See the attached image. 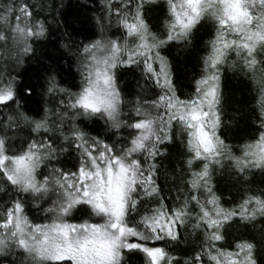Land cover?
I'll list each match as a JSON object with an SVG mask.
<instances>
[{
    "label": "snow or ice",
    "instance_id": "1",
    "mask_svg": "<svg viewBox=\"0 0 264 264\" xmlns=\"http://www.w3.org/2000/svg\"><path fill=\"white\" fill-rule=\"evenodd\" d=\"M86 2L95 30L61 34L78 82L49 69L33 109L23 73L67 5L0 0V264H264V0ZM177 44L203 53L187 91L166 55ZM229 72L246 112L226 107Z\"/></svg>",
    "mask_w": 264,
    "mask_h": 264
},
{
    "label": "trees",
    "instance_id": "2",
    "mask_svg": "<svg viewBox=\"0 0 264 264\" xmlns=\"http://www.w3.org/2000/svg\"><path fill=\"white\" fill-rule=\"evenodd\" d=\"M65 2L67 7L64 16L60 19L62 22L67 21V24H64L59 30L53 26L52 33L38 43L36 54L27 62L24 70V83L33 86L35 89V94L33 96L21 101L28 108H38V106L47 99V97H42L41 93L44 85V77L49 69L56 70L58 78H62L66 82L65 86L78 82V77L74 78L75 69L69 68L67 55L65 50L61 47L63 43L61 34L64 27H67L73 32L77 40L86 41V38L95 30L92 20L95 14V6L88 4L86 0H65ZM49 22L51 23V20H49ZM199 37L203 40H207V32L201 30ZM202 54L200 47L189 51L185 50L179 44L173 45L166 53L172 61L178 83L186 91L190 90L189 85L192 83L193 78L198 77L201 71L199 58ZM138 80V72L135 75L125 72L121 84L125 87L126 91L134 93L139 91L137 84ZM141 83L143 82L141 81ZM222 87L226 98V107L233 112L236 110L246 112L248 106L252 103V93L249 91L248 85L238 76L229 72L223 78ZM86 130L92 135H96L97 132L101 131V128L99 124L88 122ZM73 163L74 160L72 158L69 157L66 159L68 167H71ZM162 164L163 168L161 169L160 183L162 184L164 194L172 196L175 194V191L173 189L170 192L172 183L164 175V172L167 170L171 173L173 166L179 167V159L176 151L174 150L172 157L164 159ZM219 187L221 191L227 193L230 190V182H226V180L222 178L219 182ZM28 215L33 217L37 222H48L43 219L44 214L34 208L28 209ZM74 222H78V220ZM135 264H139V262L135 261Z\"/></svg>",
    "mask_w": 264,
    "mask_h": 264
}]
</instances>
